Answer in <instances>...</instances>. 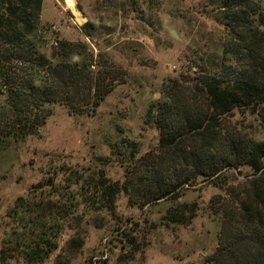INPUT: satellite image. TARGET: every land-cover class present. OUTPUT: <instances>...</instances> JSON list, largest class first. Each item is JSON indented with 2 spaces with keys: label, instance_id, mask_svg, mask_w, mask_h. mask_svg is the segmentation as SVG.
I'll return each instance as SVG.
<instances>
[{
  "label": "rangeland",
  "instance_id": "374dc122",
  "mask_svg": "<svg viewBox=\"0 0 264 264\" xmlns=\"http://www.w3.org/2000/svg\"><path fill=\"white\" fill-rule=\"evenodd\" d=\"M73 2L70 11L67 0H42L36 49L56 62L60 43L70 42L76 56L68 61L91 63L113 87L93 116L50 105V116L31 135H17L0 97V264H208L220 229L208 203L224 191L200 180L177 189L175 201L149 202L154 193H145L134 174L158 144L145 114L161 99L163 82L200 64L214 70L225 36L216 4ZM231 121L264 140L256 115L236 112ZM111 183L117 193L108 211L96 202ZM183 202H195L197 215L183 224L166 220L167 209ZM46 240L56 247L44 261L29 263L30 248Z\"/></svg>",
  "mask_w": 264,
  "mask_h": 264
},
{
  "label": "trees",
  "instance_id": "16d2710c",
  "mask_svg": "<svg viewBox=\"0 0 264 264\" xmlns=\"http://www.w3.org/2000/svg\"><path fill=\"white\" fill-rule=\"evenodd\" d=\"M212 1L225 32L218 61L212 71L200 64L163 82L161 99L145 114L158 144L150 158L139 160L135 183L154 193L149 202L175 201L177 189L188 190L200 180L222 189L224 195L208 203L220 229L207 263L264 264V140L231 121L234 113L249 112L264 126V0ZM41 9L42 0H0V97L12 112L17 135L34 134L52 104L64 105L70 115L93 116L113 87L91 63L68 61L76 56L70 42L60 43L56 62L37 51ZM76 85L81 93L72 90ZM99 193L97 207L113 210L114 184ZM196 215V203L183 202L169 207L164 217L183 224ZM53 248L47 240L36 243L27 261L42 262Z\"/></svg>",
  "mask_w": 264,
  "mask_h": 264
},
{
  "label": "crops",
  "instance_id": "0c3cea01",
  "mask_svg": "<svg viewBox=\"0 0 264 264\" xmlns=\"http://www.w3.org/2000/svg\"><path fill=\"white\" fill-rule=\"evenodd\" d=\"M69 3H70V5H69ZM67 5L68 6H71L70 8H67V9H72V8H75V5H74V2H73V0H67ZM43 7H44V1H43ZM71 11V10H70Z\"/></svg>",
  "mask_w": 264,
  "mask_h": 264
},
{
  "label": "bare ground",
  "instance_id": "6f19581e",
  "mask_svg": "<svg viewBox=\"0 0 264 264\" xmlns=\"http://www.w3.org/2000/svg\"><path fill=\"white\" fill-rule=\"evenodd\" d=\"M70 5V4H69ZM69 7H71V6H69Z\"/></svg>",
  "mask_w": 264,
  "mask_h": 264
}]
</instances>
